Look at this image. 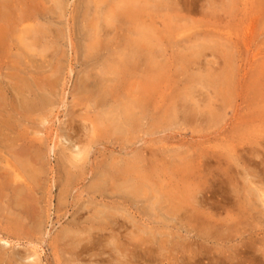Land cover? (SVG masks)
<instances>
[{
  "label": "rangeland",
  "instance_id": "1",
  "mask_svg": "<svg viewBox=\"0 0 264 264\" xmlns=\"http://www.w3.org/2000/svg\"><path fill=\"white\" fill-rule=\"evenodd\" d=\"M9 1L25 31L0 45V264H264V0ZM131 1L153 22L155 65L124 77ZM148 76L136 127L117 131ZM26 147L32 191L13 176ZM132 162L136 198L110 177Z\"/></svg>",
  "mask_w": 264,
  "mask_h": 264
},
{
  "label": "bare ground",
  "instance_id": "2",
  "mask_svg": "<svg viewBox=\"0 0 264 264\" xmlns=\"http://www.w3.org/2000/svg\"><path fill=\"white\" fill-rule=\"evenodd\" d=\"M12 3L9 0H0V45H4L6 40L13 34H22L25 30H21V32H19L20 30L17 29V27L20 25V22H22V20L16 19V18H11V11L13 10V7H17V5H11ZM127 13L128 17L132 19L134 25H136V29H131V31L133 33H135L136 35V39H133L131 42L129 41L128 47L129 50L124 54V58L122 57L121 60H119V68L120 70L116 69V75L118 72L124 71L126 70V74H124L123 76H127L128 77V70L130 71L129 74L134 75L135 71H139L140 69H143V71L147 70V72L152 71L155 63L153 62L152 58V52H153V43H154V36L151 34V27L152 26V21L149 20V14L147 12V10L145 9L144 6H141L140 4L136 3V2H129L127 4V6H124V9L120 10V13ZM145 19V20H143ZM141 25V28H139V26ZM135 28V27H134ZM152 40V41H151ZM20 43V42H19ZM92 49L95 48V46L93 45L91 47ZM128 68V70H127ZM137 69V70H136ZM130 75L131 78H133ZM149 77V76H148ZM117 80V78H114V80ZM150 79L151 77L147 78V82L143 84L142 87L143 89H138V85L136 84L135 86H133V91L134 94L132 93L128 99L127 105H124L122 107H120L121 113H122V117L118 118L120 119L118 122H116V125H114V128L117 131H122L123 128L125 129H134L137 125V120H136V114H135V109L138 110V115L141 116L142 114V108H140L141 104H145L148 103L149 101V93L147 91V89H149V84L150 83ZM113 80V81H114ZM51 85L48 84L47 87L45 86H39V85H35L36 88H32L31 86H25L23 87V89L25 91L31 92L32 90V94H35V91L38 92L39 90H47V94L53 93V87H50ZM110 86H93L94 90H96V93L98 94V97L101 96H105V93L107 92V88ZM89 89V85L86 84L85 85V90ZM42 98V100L44 102H42V105L46 107V105L48 104L47 100L45 101V96L41 95L40 99ZM4 101V95H0V137L3 134V132L5 131V116L3 114V110L5 108V106H2ZM148 105V104H147ZM42 106V107H43ZM37 104L36 105H32L30 107V111L33 109H36ZM44 108V107H43ZM17 109V108H16ZM147 109V106H145V110ZM24 112H28L27 109H23L22 110H16V113L21 116ZM28 149H21L18 148L17 149V154H18V159H17V163H16V168L13 171V176L14 179H16V181L18 182H22L25 183V185L27 186V190L32 191V186L30 184V182H27V180H30L33 182V180L35 181V176L34 174L37 172L38 169V165H39V158L36 154V152H33L32 150L29 149V147H26ZM75 157L80 156L84 150L82 149H77L75 150ZM115 168V174L113 175L114 172H112L110 174V177H113V179L116 178H121L122 180H124V184L122 183V188H125V192L126 195L128 196H132L133 198H136L139 196V193L142 191H145L144 189L146 188V182H144V179H141L138 177V170L136 168V165L134 162L130 163V165H127V167L122 168V169H116V167L114 166L113 169ZM118 173V174H117ZM126 173V174H125ZM123 174H125L123 176ZM118 176V177H117ZM147 181V180H145ZM147 185L149 187H155V184L153 183H147ZM121 188V187H120ZM8 189L7 186V182L6 180H4L1 184H0V195L2 196H6L5 190ZM15 189V188H14ZM124 190V189H123ZM17 195L20 194V190H16ZM18 197L15 198L16 202H20L17 200ZM169 202H171V199L169 198ZM21 209L19 210V213L22 212H26L27 209L23 208L22 206H19ZM33 224L34 226H39V222L36 218L33 219ZM20 225V222L18 221V219H15L14 221V227L17 228ZM117 227H123V224H118L116 221ZM100 226L102 228H105L102 224H100ZM143 239V238H141ZM149 240V237L146 239ZM101 240H99L100 242ZM101 243V242H100ZM8 242L7 241H3L0 239V246L2 248H7L8 246ZM139 246V245H138ZM137 248V246L133 245V249ZM145 250V249H143ZM144 256V260H146L145 258L147 257V261L150 262V260L148 259V256L146 255V253L144 251H142ZM33 260V259H32ZM139 260V259H138ZM28 262H31V259L28 260Z\"/></svg>",
  "mask_w": 264,
  "mask_h": 264
}]
</instances>
